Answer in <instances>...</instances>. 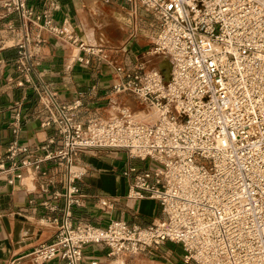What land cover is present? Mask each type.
I'll return each mask as SVG.
<instances>
[{
  "label": "built area",
  "instance_id": "built-area-1",
  "mask_svg": "<svg viewBox=\"0 0 264 264\" xmlns=\"http://www.w3.org/2000/svg\"><path fill=\"white\" fill-rule=\"evenodd\" d=\"M124 1L142 6L159 23L146 52L162 59L154 67L140 60L130 68L117 63L103 35L85 41L70 22L55 25L43 14L44 29L77 45V61L98 57L114 66L115 97L108 117L83 122L81 101L61 102L39 75L40 102L50 113L43 125L55 127L62 146L34 162L28 154L21 164L34 175L43 161L58 159L64 191L56 196L66 202L56 240L30 255L37 263L59 258L80 264L91 243H105L115 256L173 243L182 248L185 264H264V0ZM4 7L25 32L27 23L42 19H34L29 0H7ZM30 43L28 35L17 42V68L24 74L38 66ZM10 126L17 135L20 119ZM91 149H122L132 159L152 160L150 168L124 172L135 174L128 197L158 200L164 218L148 226L122 220L107 228L74 225L72 207L82 204L76 182L85 174L77 159ZM28 152L15 140L0 161V176L19 168L16 161L6 168L7 160Z\"/></svg>",
  "mask_w": 264,
  "mask_h": 264
},
{
  "label": "crops",
  "instance_id": "crops-1",
  "mask_svg": "<svg viewBox=\"0 0 264 264\" xmlns=\"http://www.w3.org/2000/svg\"><path fill=\"white\" fill-rule=\"evenodd\" d=\"M5 1L0 0V161L15 140L28 147L29 152L19 153L13 161L7 160L6 168L15 161L19 168L0 176V264H11L14 260L18 264H65L59 258L37 263L30 255L35 247L56 240L66 202L63 195L56 196L64 191V168L58 159L43 161L33 180L27 177L32 168L21 164L28 154L34 162L62 146L55 127L43 125L50 113L40 102L39 75L61 102L81 101L78 118L85 122L92 116L108 117L110 99L115 97L114 66L98 57H92L89 64L77 61L80 53L77 45L44 29L43 14L46 12L55 25L70 22L85 41L96 42L103 35L109 43L111 59L128 68L151 48L146 27L154 16L142 6L124 0H29L34 19L38 16L42 19L27 23L25 32L14 15H7ZM10 20L15 21L14 30L8 29ZM25 35L30 38V50L38 61L36 70L30 74L17 68L20 54L17 42ZM118 99L126 97L120 95ZM16 117L21 125L17 135L10 126ZM77 164L85 168V174L76 182L82 204L72 207L74 225L87 223L107 228L112 221L122 220L148 226L164 218L158 200L128 197L135 174L125 176L124 172L131 166L143 171L154 165L152 160L132 159L122 149H91L79 154ZM20 173L22 179L16 178ZM11 178L13 184L9 182ZM180 249L176 244L166 243L141 255L115 256L105 243H91L84 247L80 264H185L178 254Z\"/></svg>",
  "mask_w": 264,
  "mask_h": 264
},
{
  "label": "rangeland",
  "instance_id": "rangeland-1",
  "mask_svg": "<svg viewBox=\"0 0 264 264\" xmlns=\"http://www.w3.org/2000/svg\"><path fill=\"white\" fill-rule=\"evenodd\" d=\"M143 8V7H142ZM146 29H147V34L150 36V38L149 39H151V41L149 42L150 44H149V46L151 45L152 46V43H153V41L155 40V37H156V35H157V33H158V31H159V23H158V21L155 19V17L154 18H152V22H150V21H148L147 22V27H146ZM107 35V34H106ZM107 38H108V36H107ZM107 41V40H106ZM107 43V42H106ZM107 44H109V43H107ZM139 60L140 61H146L147 62V66H149V67H154V66H156L162 59L161 58H158L157 56H149L147 53L145 54H143L142 53V55L139 57ZM128 103H130L133 107H135V108H139V107H141L140 105H138V103H136V102H130V101H128ZM155 164V163H154ZM178 254H179V256L180 257H182L183 256V252H182V249H180V251H178ZM126 256L127 255H132V254H125ZM136 255H141V254H133L132 256H136Z\"/></svg>",
  "mask_w": 264,
  "mask_h": 264
},
{
  "label": "bare ground",
  "instance_id": "bare-ground-1",
  "mask_svg": "<svg viewBox=\"0 0 264 264\" xmlns=\"http://www.w3.org/2000/svg\"><path fill=\"white\" fill-rule=\"evenodd\" d=\"M92 43H94V42H92ZM27 177L30 178L31 180H33V175H32V173H31L30 175H28ZM25 179H26V178H25ZM121 255H125V254H120V255H118V256H121Z\"/></svg>",
  "mask_w": 264,
  "mask_h": 264
}]
</instances>
